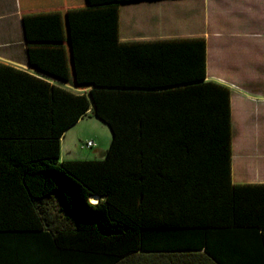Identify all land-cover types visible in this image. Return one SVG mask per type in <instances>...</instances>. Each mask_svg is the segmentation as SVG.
I'll return each mask as SVG.
<instances>
[{
	"label": "trees",
	"instance_id": "1",
	"mask_svg": "<svg viewBox=\"0 0 264 264\" xmlns=\"http://www.w3.org/2000/svg\"><path fill=\"white\" fill-rule=\"evenodd\" d=\"M110 1L66 12L67 46L27 48L57 82L0 63V264H264V183L231 180L205 40L119 42ZM85 115L110 130L104 157L60 161Z\"/></svg>",
	"mask_w": 264,
	"mask_h": 264
},
{
	"label": "crops",
	"instance_id": "2",
	"mask_svg": "<svg viewBox=\"0 0 264 264\" xmlns=\"http://www.w3.org/2000/svg\"><path fill=\"white\" fill-rule=\"evenodd\" d=\"M104 3L106 0H0V63L57 82L29 66L27 48L67 46L66 12ZM110 3L117 6L119 42L205 40V80L230 89L232 137L235 117L251 116L252 107H256L257 138L247 141L242 149H234L232 141L231 180L234 184L264 183V87L261 88L264 0H112ZM130 6L136 7L132 13L123 12V8ZM32 15L44 17L41 23L39 19L28 21L25 28L23 19ZM44 22L59 25L44 27ZM61 84L74 92L84 91ZM257 84L260 86L252 87ZM85 118L93 117L83 116L66 131ZM66 131L60 139L59 158Z\"/></svg>",
	"mask_w": 264,
	"mask_h": 264
},
{
	"label": "rangeland",
	"instance_id": "3",
	"mask_svg": "<svg viewBox=\"0 0 264 264\" xmlns=\"http://www.w3.org/2000/svg\"><path fill=\"white\" fill-rule=\"evenodd\" d=\"M133 6L123 8V12L132 13ZM131 30V29H130ZM130 35L131 31L129 32ZM260 85H252V87ZM264 85H261V88ZM256 107H252V114L243 116L239 114L234 119L233 145L234 149H242L243 145L258 136ZM257 124V125H256ZM66 137L62 143L59 160H101L108 149L111 133L106 124L96 118H85L77 125L66 131ZM90 141V145H86Z\"/></svg>",
	"mask_w": 264,
	"mask_h": 264
},
{
	"label": "bare ground",
	"instance_id": "4",
	"mask_svg": "<svg viewBox=\"0 0 264 264\" xmlns=\"http://www.w3.org/2000/svg\"><path fill=\"white\" fill-rule=\"evenodd\" d=\"M96 200H97L96 197H91V198H90V201H91L92 203H96Z\"/></svg>",
	"mask_w": 264,
	"mask_h": 264
},
{
	"label": "built area",
	"instance_id": "5",
	"mask_svg": "<svg viewBox=\"0 0 264 264\" xmlns=\"http://www.w3.org/2000/svg\"><path fill=\"white\" fill-rule=\"evenodd\" d=\"M90 144H91V142H87V143H86L87 146L90 145Z\"/></svg>",
	"mask_w": 264,
	"mask_h": 264
}]
</instances>
